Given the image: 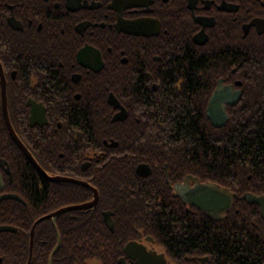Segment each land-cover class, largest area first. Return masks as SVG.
Here are the masks:
<instances>
[{"label":"flooded vegetation","instance_id":"flooded-vegetation-1","mask_svg":"<svg viewBox=\"0 0 264 264\" xmlns=\"http://www.w3.org/2000/svg\"><path fill=\"white\" fill-rule=\"evenodd\" d=\"M0 64V109L3 75L8 112H18L12 126L29 152L4 119L15 147L5 150L13 156L0 155V196L21 199L0 202L27 205L22 192L45 189L59 205L48 214L75 207L45 219L58 236L49 264L61 245L58 219L97 211L114 232L119 194L131 205L144 201L161 238L129 239L118 264H136L124 252L130 241L180 264L166 251H201L200 244L176 249L174 240L199 238L205 229L215 235L217 224L246 235L244 220L260 230L255 238L264 251V0H0ZM186 118L209 142L216 141L215 129L224 130L223 182L214 180V155L198 144L192 158L187 139L174 133V121ZM202 156L213 168L200 167ZM104 186L112 202L103 201ZM72 187L80 188V199L72 200ZM208 188L230 197L223 209L200 207L201 199L210 203ZM246 205L259 210L257 221L232 215ZM0 225L12 226L0 233L25 235L20 222ZM184 264L210 258L188 256Z\"/></svg>","mask_w":264,"mask_h":264},{"label":"trees","instance_id":"trees-1","mask_svg":"<svg viewBox=\"0 0 264 264\" xmlns=\"http://www.w3.org/2000/svg\"><path fill=\"white\" fill-rule=\"evenodd\" d=\"M10 119L14 125H17L18 112L11 111ZM174 121V133L182 135L187 139L185 142L189 155L193 158V149L200 144L201 152H206L214 155V163L217 172L213 173L214 180L223 182L225 174L223 169L226 168V155L228 153L227 144L222 140L224 137L223 129H215L216 141L209 142L203 137L198 127L194 125L193 119L183 121V123L176 125ZM183 124V125H182ZM14 146L15 144L10 138L5 126L2 111L0 109V150L1 156L11 157L13 155L6 154L7 146ZM196 151V150H195ZM176 158V155H174ZM188 158L189 163L192 164L194 159ZM208 157L201 158L203 165L200 167L213 168L209 164ZM121 159V164L125 163ZM13 164L17 163V157L14 156ZM119 167H123V165ZM128 171V169L126 170ZM129 172V171H128ZM113 184L114 182H110ZM72 200H78L81 197L80 188L72 187ZM103 190V191H102ZM110 190L107 186L101 188V197L103 201L109 199ZM22 196L26 199L27 205L14 200H4L0 202V224H13L20 222L24 229V236H17L14 233H0V257L2 264H26L29 257V230L34 221L45 214L50 213L59 205L52 201L47 191L41 193H32L31 191L22 192ZM119 196V197H118ZM115 197L117 200L115 204H119L116 210L117 223L114 232L110 231L105 225L102 216L99 212H88L81 215L77 219H69L64 214L58 221L57 226L61 235V245L53 255L52 264H118L117 259L123 254L122 245L129 239H137V235L156 234L161 238V230L151 228L148 222V215L146 213V206L144 201L136 200L131 205L126 201L123 194ZM64 202V201H62ZM131 205V206H130ZM239 211H232L233 216H247L257 221L259 217V210L254 206H237ZM249 227L248 234L244 235L243 230L235 229L232 233H228L224 226L216 225L215 235H211L209 230L202 232L198 237L187 240L183 237L174 240V247L176 249H183L187 247V243L200 244L201 251H166L171 260H176L180 264H184L186 257L193 255L209 256L210 264H264V251H260V230L257 227L249 226L247 220L242 221ZM258 223V222H257ZM239 223L236 222L235 225ZM200 231V230H199ZM159 233V234H158ZM248 236V238H247ZM244 238H247L245 242ZM58 236L50 220L41 222L36 229L35 244L33 250V257L31 264H49L52 250L56 245ZM161 242L160 239H157ZM163 241V239H162ZM173 241V240H172ZM162 243V242H161ZM205 243V245H203ZM203 245V246H202ZM116 248L117 251H109ZM211 249V251H204Z\"/></svg>","mask_w":264,"mask_h":264},{"label":"water","instance_id":"water-1","mask_svg":"<svg viewBox=\"0 0 264 264\" xmlns=\"http://www.w3.org/2000/svg\"><path fill=\"white\" fill-rule=\"evenodd\" d=\"M125 31L131 32L129 29H125ZM0 71H1V73L3 72L1 64H0ZM2 87H3V115H4V119L6 121V124L9 128L10 133H11L12 137L14 138V140L29 155V152H27V150L23 146V143L21 142V140L17 136V134H16V132L12 126L10 117H9L8 105H7V94H6V82H5V78L3 75H2ZM32 161L40 170H42V168L39 166V164L35 161V159L33 157H32ZM61 179L68 180L67 178H61ZM207 191L210 193L211 199H208V200H210V203L205 202L204 199H201L200 207L203 210H215V209L218 210L219 208L223 209V205L230 201L229 196L223 195L222 193H219L213 189L209 191V188H208ZM8 197L21 199L20 197H18L16 195L4 194V195L0 196V200L8 198ZM205 199H206V197H205ZM248 199L252 200L254 203L260 204V197L259 196H252V197L249 196ZM198 203H199V200H198ZM203 203H205L207 205H201ZM88 206L89 205H87V204H83V205L78 206V207L79 208H87ZM74 208L75 207L62 208V209L56 211L55 213L48 214V215L43 216L40 219H38L32 227V232H31L32 233V238H31L32 245H33V241H34L35 229L41 221L48 219L51 216H54L53 221H55L57 215H59L63 212H66L70 209H74ZM112 222L113 221L111 218H109V220H107V224L109 226H111V224H113ZM11 227H12L11 225L10 226L9 225H3V226L0 225V232L1 231H8L11 229ZM124 252H125L126 256H129L130 258L135 260L136 264H167V259H166L164 253H159L158 251H155V250H148L144 244L137 242V241H130L129 243H127V245L125 246ZM122 260H124V263H125L126 259L123 258V259H121V261ZM0 263H1V260H0ZM28 264H30V261L28 262Z\"/></svg>","mask_w":264,"mask_h":264}]
</instances>
